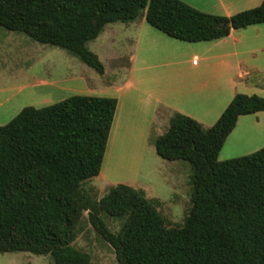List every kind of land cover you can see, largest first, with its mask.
<instances>
[{
  "label": "trees",
  "instance_id": "obj_1",
  "mask_svg": "<svg viewBox=\"0 0 264 264\" xmlns=\"http://www.w3.org/2000/svg\"><path fill=\"white\" fill-rule=\"evenodd\" d=\"M140 16L186 43L226 38L264 24V0L231 17L202 13L180 0H0V27L66 51L97 74L87 49L107 25ZM116 100L73 96L23 108L0 126V254L50 255L54 264H90L73 247L84 212L117 264H264V147L219 161L239 117L264 112V99L237 94L205 129L174 114L154 142L156 155L191 169V209L170 227L140 190L116 185L97 200L83 190L99 175ZM104 218L123 220L112 233Z\"/></svg>",
  "mask_w": 264,
  "mask_h": 264
},
{
  "label": "rangeland",
  "instance_id": "obj_2",
  "mask_svg": "<svg viewBox=\"0 0 264 264\" xmlns=\"http://www.w3.org/2000/svg\"><path fill=\"white\" fill-rule=\"evenodd\" d=\"M142 18L144 17H139V19ZM109 26L105 28L104 33L102 32L99 37L86 45L90 52L99 56L106 71L105 75L97 74L62 49L39 44L21 33L10 32L0 27V126L9 123L26 107L42 109L73 96L109 97L113 92L106 83L118 86L127 80L130 68L127 53H130L132 49V38L137 37L136 32L128 33L121 29L126 26L125 24L114 23ZM108 29L118 31V42H112ZM116 49L124 53L121 61L113 57ZM166 54L162 52L160 58H166L162 56ZM259 58L264 63L262 55L250 56V59L258 63H260ZM182 60L187 66L193 61L198 63V60L190 54L184 55ZM122 62H127L126 70L121 71L120 74L118 72L115 76L113 68ZM145 64L139 60L135 66L142 67L146 66ZM261 68L263 69L251 71L248 79L250 83L262 82L264 89L263 65ZM152 72L150 69L139 70L138 73L148 75ZM119 121L120 124L118 122L115 124L111 135L101 176L86 181L83 190L88 192L93 200L98 201L109 188L114 186L115 182H127L134 190L142 191L147 200L158 204L157 211L168 226L175 227L183 224L187 212L191 209L190 166L186 162L162 160L155 154L153 146H149L147 150L140 149L139 157L134 158L125 145L118 144L114 139L115 136L120 138L123 136L122 127L126 120L120 118ZM261 123L263 127L264 120ZM168 125L169 123L155 126L150 132V143L162 135ZM204 126L205 129L208 128ZM260 137L254 144L262 140L261 148H263L264 130ZM229 143L236 145L237 138H233ZM227 147L228 144L222 155L228 151ZM104 222L112 233H117L123 224V220L110 218H104ZM76 234L72 245L90 256V264H117L112 248L95 233L89 224L87 212L82 214L76 227ZM0 264L54 263L50 255L36 256L27 252H17L0 254Z\"/></svg>",
  "mask_w": 264,
  "mask_h": 264
},
{
  "label": "crops",
  "instance_id": "obj_3",
  "mask_svg": "<svg viewBox=\"0 0 264 264\" xmlns=\"http://www.w3.org/2000/svg\"><path fill=\"white\" fill-rule=\"evenodd\" d=\"M180 1L202 13L224 17L256 8L262 2V0ZM125 25L121 29L128 33L136 32L137 37L132 38V49L127 53L128 65L130 64L127 80L118 86L106 83L113 92L107 98L115 99L117 104L98 176L102 174L111 135L115 124L117 122L120 124V118L126 120L122 127L123 136L120 138L114 135V139L118 144L125 145L134 158H138L140 149L147 150L149 146L154 147L153 142L150 143L149 140L150 132L154 127L169 123L170 118L176 113L194 119L203 128L204 125L209 128L237 94L264 99L263 83L259 81L250 83L248 79L251 71L263 69L262 65L264 67L260 58L261 64L250 59L254 54L264 57V24L232 31L226 38L199 43L171 39L150 27L145 18H138ZM107 27L110 26L107 25L105 28ZM117 33L115 29H108L113 43L118 42ZM162 52L167 53L162 55L166 58H160ZM185 53L196 58L198 63L193 61L190 65H185L182 60ZM123 55L124 53L116 49L113 57L121 61ZM139 60L146 63V66L136 67ZM126 66L127 62L116 65L113 74L115 76L118 72L120 74L121 71L126 70ZM150 69L153 71L151 74L138 73L139 70ZM105 74L104 68L103 75ZM263 120L264 112L239 117L222 146L219 160L244 157L259 151L263 141L254 143L261 138L260 135L264 130V125L262 127L261 123ZM233 138H237L236 145L229 143ZM227 144L228 151L222 155ZM120 184L129 187L131 185L127 182H115L114 186Z\"/></svg>",
  "mask_w": 264,
  "mask_h": 264
}]
</instances>
